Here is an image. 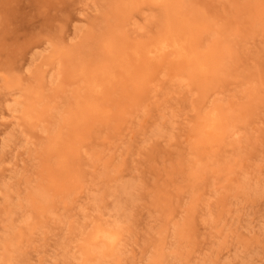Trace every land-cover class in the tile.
Segmentation results:
<instances>
[{"label":"rangeland","instance_id":"obj_1","mask_svg":"<svg viewBox=\"0 0 264 264\" xmlns=\"http://www.w3.org/2000/svg\"><path fill=\"white\" fill-rule=\"evenodd\" d=\"M0 264H264V0H0Z\"/></svg>","mask_w":264,"mask_h":264},{"label":"bare ground","instance_id":"obj_2","mask_svg":"<svg viewBox=\"0 0 264 264\" xmlns=\"http://www.w3.org/2000/svg\"><path fill=\"white\" fill-rule=\"evenodd\" d=\"M191 39L183 35L181 32L169 31L164 35L160 36L156 41L152 42L147 47V53L154 56H161L164 53L172 52L177 53L179 58H189L191 52L190 42ZM109 46V45H108ZM200 60V56L198 53L193 54L190 58L195 57L199 59L198 63H200V69L206 70V63L208 59L204 57ZM95 92H97L100 88L99 84L94 83L92 85ZM31 103L27 105L24 109V114L30 119L33 118L32 112L30 110ZM221 125V116L217 112L216 109L211 110L206 117H204L201 122V127L199 128V132L202 135L209 136V139L216 138L218 135V127ZM88 241L91 244L103 243L108 248H113L119 241V233L112 228L104 227L102 225H96L93 230L89 233Z\"/></svg>","mask_w":264,"mask_h":264}]
</instances>
